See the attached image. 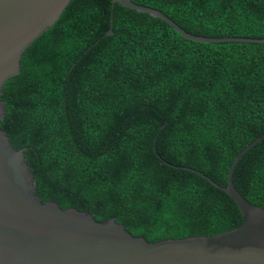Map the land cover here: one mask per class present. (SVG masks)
Masks as SVG:
<instances>
[{
  "label": "trees",
  "instance_id": "trees-1",
  "mask_svg": "<svg viewBox=\"0 0 264 264\" xmlns=\"http://www.w3.org/2000/svg\"><path fill=\"white\" fill-rule=\"evenodd\" d=\"M131 1L195 37L264 39V0ZM0 102V129L24 150L42 203L149 243L214 236L240 226L236 205L177 168L224 187L264 134V44L197 43L110 0H71ZM232 183L264 210V139Z\"/></svg>",
  "mask_w": 264,
  "mask_h": 264
},
{
  "label": "water",
  "instance_id": "water-1",
  "mask_svg": "<svg viewBox=\"0 0 264 264\" xmlns=\"http://www.w3.org/2000/svg\"><path fill=\"white\" fill-rule=\"evenodd\" d=\"M70 1L0 0V95L5 83L19 74L24 51L53 27ZM110 1L164 22L189 41L264 44V39L195 37L156 9L131 0ZM112 34L110 28L106 35ZM3 116L0 102V121ZM263 139L264 134L234 158L224 187L196 170L177 168L229 197L241 216L238 228L209 237L149 243L114 219L97 222L88 212L42 203L35 195L24 150H15L0 129V264H264V210L250 204L232 183L238 161Z\"/></svg>",
  "mask_w": 264,
  "mask_h": 264
}]
</instances>
